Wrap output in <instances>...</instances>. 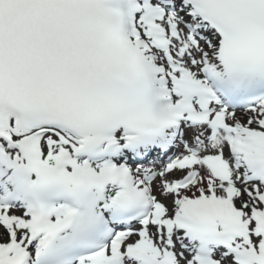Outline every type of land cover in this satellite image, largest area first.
Segmentation results:
<instances>
[{"label": "snow or ice", "instance_id": "6c2138e0", "mask_svg": "<svg viewBox=\"0 0 264 264\" xmlns=\"http://www.w3.org/2000/svg\"><path fill=\"white\" fill-rule=\"evenodd\" d=\"M0 264H264V0H0Z\"/></svg>", "mask_w": 264, "mask_h": 264}]
</instances>
